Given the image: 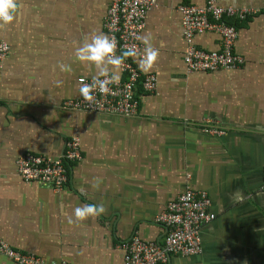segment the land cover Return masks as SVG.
Instances as JSON below:
<instances>
[{"label": "crops", "instance_id": "crops-1", "mask_svg": "<svg viewBox=\"0 0 264 264\" xmlns=\"http://www.w3.org/2000/svg\"><path fill=\"white\" fill-rule=\"evenodd\" d=\"M23 3L16 22L0 29L10 46L0 63L1 239L45 263L126 264L121 244L134 236L162 243L166 229L157 218L190 188L208 193L216 217L202 226L200 255L172 256L168 264H264V0H217L252 15L235 21L234 52L243 63L211 72L185 64L179 11L206 0H157L142 37L150 34L160 52L148 72L158 86L139 91V113L130 118L68 106L81 98L79 79L95 75L74 50L94 33L108 35L110 0ZM194 44L220 51L222 36L207 31ZM139 58L127 60L140 70ZM61 63L72 71H60ZM211 126L225 134H207ZM72 137L80 139L83 159L68 186L21 178L24 153L57 158ZM94 177L103 181L99 190ZM100 202L106 214L75 222L76 207ZM0 264L19 263L0 255Z\"/></svg>", "mask_w": 264, "mask_h": 264}, {"label": "built area", "instance_id": "built-area-1", "mask_svg": "<svg viewBox=\"0 0 264 264\" xmlns=\"http://www.w3.org/2000/svg\"><path fill=\"white\" fill-rule=\"evenodd\" d=\"M157 0H110V6L104 19V29L109 37L117 41L118 53L128 46L135 45L141 54L142 31L145 27L149 10L155 7ZM185 30L184 62L190 71H215L221 68L231 69L243 63V57L234 52L238 29L227 24L228 19L246 21L252 11L233 6L222 7L217 0H206L203 7L183 4L179 7ZM213 31L222 36L220 51H207L194 44L195 36ZM10 51L7 42L0 41V63ZM142 56V54H141ZM125 80H118L110 85L112 92L101 95L96 92L97 103L91 107L81 97L70 101L68 106L77 111L110 113L123 117H135L139 113L140 96L152 94L158 86L157 76L142 73L133 62L127 60L122 70ZM87 83L91 79L80 78ZM209 135H224L221 128H206ZM83 159L81 141L72 137L66 143L60 157L50 158L32 152L24 153L17 161L18 173L27 182H36L55 190L68 186L72 166ZM211 198L204 191L186 189L168 204L157 221L166 234L162 243L149 241L134 236L121 244L125 252L126 264H168L172 256H196L203 252L201 229L212 222L215 214L211 213ZM0 255L6 256L19 264H58L45 263L41 258L10 247L0 237ZM60 264H68L61 262Z\"/></svg>", "mask_w": 264, "mask_h": 264}, {"label": "clouds", "instance_id": "clouds-1", "mask_svg": "<svg viewBox=\"0 0 264 264\" xmlns=\"http://www.w3.org/2000/svg\"><path fill=\"white\" fill-rule=\"evenodd\" d=\"M23 7V0H0V29L12 26ZM140 39L144 45L142 56L135 45L124 48L118 54L117 41L103 33L92 34L75 48V60L95 70L91 83L81 80L78 86L81 97L90 108L97 103L96 92L101 95H108L112 92L110 85L119 80L127 59L140 57L139 68L145 73L155 68L160 55L159 50L152 44L150 34L146 33ZM59 68L62 72L72 71L70 64L61 63ZM91 183L94 190H99L103 181L99 177H94ZM106 212L104 203L100 202L80 205L74 209L73 215L75 222L83 223L89 219L99 218ZM68 222L72 224L74 221L69 218Z\"/></svg>", "mask_w": 264, "mask_h": 264}, {"label": "trees", "instance_id": "trees-1", "mask_svg": "<svg viewBox=\"0 0 264 264\" xmlns=\"http://www.w3.org/2000/svg\"><path fill=\"white\" fill-rule=\"evenodd\" d=\"M236 22H237V20H236ZM226 23L229 24V25H234V26H236V28L238 27V26L235 24V21H234L233 19H228Z\"/></svg>", "mask_w": 264, "mask_h": 264}]
</instances>
